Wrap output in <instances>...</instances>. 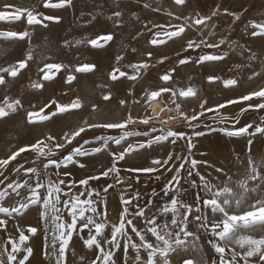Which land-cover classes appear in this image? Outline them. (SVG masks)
Returning <instances> with one entry per match:
<instances>
[{
	"label": "rangeland",
	"instance_id": "1",
	"mask_svg": "<svg viewBox=\"0 0 264 264\" xmlns=\"http://www.w3.org/2000/svg\"><path fill=\"white\" fill-rule=\"evenodd\" d=\"M5 4L30 9L44 16H55L60 19L58 22L45 20L46 27L42 25L29 26L23 18L20 21H0V32H29V37L25 39L0 36V68L25 59L29 51L33 55V59L28 61V66L21 69L17 77L6 76L7 83L0 85V101L7 95L11 98H19L23 105L16 112L0 118V158H6L17 148L35 143L48 135L56 137V142H62L61 137L65 132L75 130L85 120L88 122H119L126 119L129 114L134 118H143L146 114L151 115V107L145 103L146 92L150 93V91L158 90L161 87L172 89L191 87L197 93L194 97L177 100L188 115H192L194 112L198 113L199 106L204 101H207L206 107H215L229 99H235L253 90L264 88V36H252L253 29L250 27L252 21L264 23V0H185L183 5H176L174 0H72L71 6L60 8H45L43 0H0V11L4 10ZM145 4L149 7H145ZM116 11L121 13L120 17L112 16ZM168 13H172V15H168ZM237 16L239 19L235 18ZM202 17H211L206 22V26H197L193 23L196 18ZM155 25H179L183 26L185 31L181 36L171 39L164 35L154 37L153 33L160 30L154 27ZM148 29H152V31L150 32ZM105 33L113 34L114 39L104 47L94 48L87 43L89 39ZM153 38L166 42L152 45L150 40ZM221 39H224L225 43L219 48H208L201 45L197 49L185 50L189 40L219 43ZM66 41L69 44L66 45ZM132 49L136 51L133 52ZM148 53L152 54L150 58ZM225 53L227 55L222 60L196 63L201 55H224ZM117 55L123 57L119 65L121 70L129 75L135 74L131 68L127 67L129 64L145 61L150 67L141 70L136 80L119 77L113 81L110 79L109 73L117 66ZM162 57H167L164 63L159 62ZM184 57H190V61L179 65L178 60ZM49 62L62 63L66 67L56 73L52 81H40L39 68ZM84 63L95 65V70L87 73L74 71L77 65ZM173 68L176 71L172 74V80L167 83L161 81L159 77ZM253 72H257L259 75L250 79ZM69 74L76 78L71 83H66ZM209 76H216L219 79L209 82L207 79ZM229 78L236 79L237 85L226 87L223 81ZM32 82H42L44 86L42 89H34L30 86ZM105 94H110L111 99L104 100ZM77 97L83 105L78 110L59 114L50 120L38 123H29L27 120V112L34 110L32 105L38 109L51 99L69 103ZM122 99L126 101L123 105L120 104ZM154 101H159L165 108V104L169 103V94H162V99L158 97ZM256 102L258 101L254 98L250 102L227 105L225 108L219 109V116L213 112H206L198 121L192 122L197 125L196 127H189L182 119L169 120L166 127L181 131L184 138H178L175 144L171 143L172 138L159 144L154 143L151 148L130 153L124 160L116 161V165L120 169L119 180L121 182H117L116 174L113 173L108 177H101L99 180H90L87 188L78 183L80 179L89 175H98L100 171L110 166L113 162L110 156L111 152L118 153L123 151L128 144L143 142L155 135H160L158 120L152 122L157 125L155 132L151 130V125H143L139 122L129 125V129H135L141 133L147 132V136H130L119 146L109 142L108 149L104 151L75 158L86 165L84 168L64 160L72 147L83 144L85 149L91 151L92 148L99 147L102 143L95 139L97 135L118 137L121 130L93 129L83 133L71 145L57 150L56 156L53 158L58 161V166H50L46 173L42 167L43 161L37 160L32 163L35 153L27 151L7 167L5 175L8 180L20 183L27 180L29 184L34 185L35 176L25 173L23 170L17 173L13 169L18 164H24L25 168L37 167L42 173V183L46 184L49 178L54 181L64 180L66 183L60 187L65 193H69V196L84 193L80 198L93 199L98 211L105 209V203H101V201L106 202L109 227L105 229V237L110 236L111 223L118 221V215L123 209L121 196L127 199L138 197L132 200L129 207V218H133V223L142 232H146V218L155 216L169 218L172 215L171 212L165 215L160 211L169 204L171 198L192 204L194 205L193 215L189 217V221L194 222V233L199 236V240L194 241L195 247L183 255L185 258L191 259L193 264H210L211 260L217 259V254L209 240L216 238L212 236L210 227L198 228V222L195 221V215L200 214L195 212V207L200 206L196 205V194L204 195L200 175L207 177L213 183L225 181L227 176L232 178L233 183L242 179L248 168L249 141H252L251 157L254 160L264 158V135L259 133L253 135L255 126L264 123V110L249 109L243 114L240 113L241 107ZM93 105L97 106L95 111L92 110ZM166 113L161 117L167 119L169 115H175L168 109H166ZM221 116L228 117V119L221 122ZM235 118H238V123L235 122ZM248 124L253 127L249 128L247 133L228 134ZM197 133H202V135H197ZM85 140L88 141L87 144H84ZM189 141L193 145L190 152L188 150ZM168 153H172L174 156H184L188 158V161L196 160L198 163L195 168H192L189 162L173 159L169 165L161 167L154 173L127 171L128 168L134 166H148L153 159H166ZM180 163H185V168L180 172V184L173 183L172 190L168 192V195H165V185L173 175H176L175 168ZM168 168H171L172 171H168ZM217 168L223 169V172L218 173ZM189 169L192 170L191 176L188 175ZM66 173L68 174L66 175ZM7 182L0 185V191L6 189ZM157 182L159 187L153 189ZM254 183L250 182V184ZM108 184L113 187L105 193L103 189ZM93 189L100 195L97 196L93 192L89 197L88 192ZM7 191L11 194L0 200V205L4 207L18 206L19 201L23 200L26 195H30L27 188L18 190L20 196H16L11 189H7ZM44 191V189H40L42 194ZM255 195V193L252 194L253 197ZM69 196L62 194L61 199H68ZM138 206L145 211L144 218L132 217V213ZM40 211V205L33 204L21 213H15L12 217L7 218V226L0 227V259L6 260L3 248L8 244L9 239L18 241L19 231L22 230L26 235H29L27 246L33 248V254L29 258L30 264H55V255L46 258L44 250L46 244L52 243L54 236L56 237V247L59 248V234L54 230L51 220L46 223L41 219ZM202 211L206 215H212L209 209H202ZM183 212L184 209L181 208L180 213ZM60 215L62 222L69 223L71 221L67 208L61 207ZM86 215L93 214L89 212ZM0 218L6 217L0 214ZM96 219L100 220L102 217H96ZM29 226L37 227L38 231L35 235L27 233ZM239 234L259 238L264 235V231L257 228L241 231ZM87 235V230L73 232L66 250V264H88V261L94 258V250L85 247L83 239H81V237L86 239ZM130 235H132V242H139L138 237L131 233ZM145 238L150 242L155 241L148 233ZM98 239L103 240L104 237H98ZM120 243L124 244L125 240L120 238ZM103 246L105 249L109 247L107 243H104ZM232 246L237 251H243L238 245L233 244ZM112 251L115 253L113 259L117 264H123V249H112ZM23 255V252L17 253V259L19 260ZM140 255L144 259L147 253L141 249ZM82 256L86 257V260L82 261ZM134 256L135 250L129 248L127 255L129 264H133ZM169 259L171 264H182L178 254H172ZM249 259L251 264H256L258 257Z\"/></svg>",
	"mask_w": 264,
	"mask_h": 264
},
{
	"label": "snow or ice",
	"instance_id": "2",
	"mask_svg": "<svg viewBox=\"0 0 264 264\" xmlns=\"http://www.w3.org/2000/svg\"><path fill=\"white\" fill-rule=\"evenodd\" d=\"M176 5H183L185 0H174ZM72 0H43V6L45 8H60L65 6H71ZM145 7L149 5L145 4ZM4 10L0 11V21L12 22L20 21L22 18L26 20L27 25H42L45 20H55L59 21V17L55 16H44L41 13L34 12L30 9L18 8L15 5L5 4ZM158 10V9H154ZM227 12V10H225ZM172 15V13H168ZM216 15V13H213ZM112 16L120 17L121 13L119 11L113 12ZM239 19V17H235ZM95 19V17H93ZM112 19V17H109ZM179 19V17H177ZM211 17H202L196 18L193 23L197 26L204 25L210 20ZM147 27V26H146ZM154 27L160 29L159 31L153 33L154 37H159L164 35L169 39L174 37L181 36L185 28L179 25H155ZM250 27L253 29L251 32L252 36H264V23H258L255 21L250 22ZM152 31V29H148ZM0 36L25 39L29 37L28 31L21 32H0ZM114 39L113 34L105 33L97 35L93 39H89V43L94 48H102L111 42ZM165 40H160L153 38L150 40L152 45L163 44ZM81 43V42H77ZM225 40L221 39L219 43H207V41L201 40L199 42L189 40L186 44L185 50L188 49H197L201 45H204L208 48H219L220 45L224 44ZM69 44V42H65ZM135 52V49H132ZM148 57H151V53L147 54ZM227 55H201L196 60V63H203L206 61H217L224 59V56ZM33 59L32 52L29 51L25 59L18 60L15 64L0 68V85H5L7 83L6 76L15 78L19 74L21 69H24L28 66V61ZM167 57H162L160 63H164ZM123 60V57L117 55L116 61L117 66L114 67L109 73L110 79L115 81L119 77H128L129 79L136 80L138 78L141 70L147 69L150 65L141 61L135 64H129L127 67L131 68L135 74L129 75V73L122 71L120 62ZM190 61V57L180 58L178 60L179 65H184ZM66 66L62 63L49 62L44 63L42 67L39 68V80L40 81H52L55 78V74L62 71ZM95 70V65L84 63L82 65H77L74 69L77 73H87ZM176 71L175 68L167 70L159 78L161 81L167 83L172 80V74ZM259 75L257 72H253L249 77L250 79ZM76 77L72 74H69L66 78V83H71ZM209 82L219 79L216 76H209L207 78ZM226 87L237 85V80L229 78L223 81ZM34 89H42V82H32L30 85ZM169 94V103L165 104V108L168 109L170 113L174 112L175 115H169L167 119L160 117L158 113H155L153 110V115H145L143 118H134L129 114L126 119L119 122H88L87 120L83 121L81 126L75 128L70 132H65L61 137L62 142H56V137L48 135L44 139H39L35 143L22 146L17 148L15 151H12L6 158H0V185L4 184L5 181H8L6 184V189L0 191V200L8 197L11 193L7 189H11L16 196H20L18 191L21 188H27L30 195H26L23 200L18 202V206L14 207H4L0 205V214H3L6 218H0V227H6L8 224V219L13 216L15 213H21L23 210L29 207V205L39 204L41 207L40 217L46 223L51 220L54 225V230L59 234L60 246L56 247V237H53V241L50 245H45L44 256L46 258L55 255V264H66V250L69 246V243L72 239L73 232H84L87 230L88 235L83 239L85 247L88 249L94 250V258L88 261V264H117L116 260L113 259L115 253L112 249H123L124 260L123 264H129L127 259L128 249L131 248L135 250V256L133 259V264H171L170 256L172 254H178L182 260V264H193L191 259L185 258L184 253L189 251L191 248L195 247L194 241L199 240L194 232L188 229L189 217L193 215L192 204H187L176 198H171L169 204L165 205L160 211L162 214L172 213L171 219L169 222L164 224H158L155 218H146V232H142L134 223L133 218H129V207L132 204V200L138 198L134 196L132 199H127L124 196L120 197L121 203L123 205L122 211L118 215V221L116 223H111V232L110 236L105 237V229L109 227V220L107 215L106 202L105 209L98 211L96 203L93 199L86 198L81 199L80 197L84 193L71 194L65 193L60 187L65 184L64 180L54 181L48 179L47 183H42V173L41 170L37 167H24V164H18L13 171L19 173L23 170L25 173L35 176V184H29L27 180L23 183L14 182L8 180V177L5 175L7 167L13 162L16 161L17 157L22 153L31 151L35 153V159L32 163H35L37 160L43 161L42 167L46 171L50 166H58V161L53 157L56 156L57 150L65 148L67 145H71L74 140L78 137H81L83 133L91 131L93 129H104V130H121V134L118 137L108 136V135H97L95 139L101 141L99 147H94L91 151L84 148L83 144L78 146H73L67 156L64 157V160L67 162H72L77 164L80 168L86 167L84 163H81L78 157H85L98 153L108 149L109 142L114 143L115 145H121L122 142L126 141L128 137L134 135H145L147 132H138L135 129H129V125L136 124L139 122L143 125H151V130L155 132L157 130V125L153 124L154 120L159 121V132L160 135H155L143 142H137L135 144H128L127 147L120 152H111L110 156L112 158V163L107 168L100 171L98 175H89L86 178L80 179L78 181L80 186L87 188L90 180H99L101 177H108L110 174H116L115 178L117 182L119 180L120 169L116 165V161L124 160L125 157L133 152H138L141 149L151 148L152 145L159 144L162 141H168L171 139V143L175 144L178 138H184V134L181 131L175 130L170 127H166L169 120L175 121L177 119H182L189 127H196L197 125L193 124V121H198L200 117L204 116L206 112H213L217 116L220 115L219 109L225 108L227 105L250 102L254 98L258 101L256 103H248L246 106L240 108V113L248 111L249 109H260L264 110V88L258 90H253L247 94H243L235 99H229L225 103L218 104L215 107H206L207 101H204L200 104V111L198 113H193L188 115L182 109V105L177 102L179 98H188L194 97L197 93L191 88L186 89H172L168 87H161L158 90H152L150 93L146 92L145 103L148 107H151V102L156 100V98L162 99V94ZM104 100H110L111 95L105 94L103 96ZM139 102V101H137ZM125 100H120V104H125ZM82 102L77 97L69 103H62L56 99H51L47 103L40 106L36 109L35 105L31 107L33 111L27 112V120L29 123H38L52 119L53 117L59 114L69 113L72 110H78L82 108ZM23 105L19 98H11L9 96H4L3 100L0 101V118L7 117L10 113L16 112L18 109L22 108ZM96 105L92 106V110H96ZM161 109V112L165 110ZM228 117H220L221 122H224ZM235 122L238 123V118H235ZM253 125L248 124L245 127H241L235 132H229V135H240L247 133L249 128H252ZM255 133L264 135V123L261 125L255 126ZM197 135H202V133H197ZM88 141L85 140L84 144H87ZM252 141H249L248 144V168L244 173L242 179L232 182V178L227 176L225 181L220 183H213L207 177L200 175V183L203 185L204 195L200 193L196 194V205L195 212L200 213L195 215V221L198 222V228H209L215 240H209L214 252L217 254L216 260H211L210 264H251L249 258L258 257L256 264H264V235L259 238H255L251 235H241V231H247L252 229L259 228L264 231V158L260 160H254L251 153ZM193 145L189 141L188 150L191 151ZM186 161L189 162L192 168H195L198 161L190 160L188 161L187 157L184 156H174L172 153L167 154L166 159H153L151 164L148 166H134L127 169L129 172L134 173H154L157 172L161 167H165L170 164L173 160ZM185 168V163H180L178 167L175 168L176 175L171 177V180L165 185L164 194L168 195V192L172 190V185L180 184V172ZM172 171L171 168L167 169ZM218 173H222L223 169L217 168ZM68 173H66L67 175ZM188 175H192V170H188ZM199 175V173H197ZM159 179V177H157ZM138 179V177H137ZM250 182H255L250 184ZM75 183V182H74ZM111 184H108L104 187L103 191L106 193L109 188H112ZM40 189H44V193L40 192ZM95 192L93 189L91 192H88V196L91 197L92 193ZM255 193V197L252 194ZM62 194L64 196H69L68 199H61ZM95 195L99 196V192H95ZM61 207L68 209V214L71 217L69 223L62 222L61 219ZM184 209V212L181 214L180 209ZM202 209H209L211 216L203 213ZM92 213L93 215H86V213ZM96 217H102V219L97 220ZM132 217H145V211L142 207L138 206L136 210L132 213ZM37 227L29 226L27 228V233L35 235L37 233ZM134 234L139 238V242H132V235ZM146 233H151V236L155 238L154 242H150L145 238ZM98 237H104L103 240L98 239ZM47 239V237H45ZM120 238L125 240L124 244L120 243ZM192 238V240H189ZM29 240V235H26L24 231H19L18 241L16 239H9L8 244L3 248V252L6 255V260L0 259V264H30L29 258L33 254V248L27 246L26 242ZM104 243L109 245L108 249L104 248ZM238 245L243 251H237L232 245ZM51 248V251H49ZM141 249L145 250L147 255L146 258L142 259L140 255ZM23 252L24 255L19 260L17 259V253ZM228 253V255H226ZM81 260H86V257H81Z\"/></svg>",
	"mask_w": 264,
	"mask_h": 264
},
{
	"label": "crops",
	"instance_id": "3",
	"mask_svg": "<svg viewBox=\"0 0 264 264\" xmlns=\"http://www.w3.org/2000/svg\"><path fill=\"white\" fill-rule=\"evenodd\" d=\"M157 187H159V183L157 182L156 183V186H154V188L153 189H156ZM145 193H147V192H145ZM172 216V215H171ZM171 216L168 218V217H157V216H155V217H153V218H155L156 220H157V222H158V224H164L165 222H169V220L171 219ZM188 229L189 230H191L192 232H194V222H192V221H189L188 222ZM148 235L152 238V239H154L155 240V238L154 237H152L151 236V233H148Z\"/></svg>",
	"mask_w": 264,
	"mask_h": 264
},
{
	"label": "bare ground",
	"instance_id": "4",
	"mask_svg": "<svg viewBox=\"0 0 264 264\" xmlns=\"http://www.w3.org/2000/svg\"><path fill=\"white\" fill-rule=\"evenodd\" d=\"M162 108H164V106H163L162 104H160L159 101H153V102H152V105H151V115L154 114V113H153V110H155V113H158L160 117H161L162 115L167 114V113H166V109H165L163 112H161V109H162Z\"/></svg>",
	"mask_w": 264,
	"mask_h": 264
}]
</instances>
